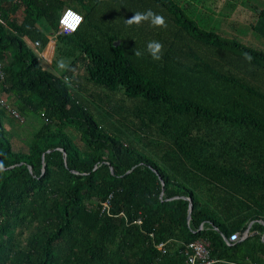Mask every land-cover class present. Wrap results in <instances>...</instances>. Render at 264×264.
<instances>
[{
    "label": "trees",
    "instance_id": "trees-1",
    "mask_svg": "<svg viewBox=\"0 0 264 264\" xmlns=\"http://www.w3.org/2000/svg\"><path fill=\"white\" fill-rule=\"evenodd\" d=\"M66 8L83 21L53 38ZM148 10L165 24L127 22ZM50 40L60 74L32 48ZM0 64V264H187L200 239L264 264L263 50L179 0H0ZM32 118L20 149L7 125Z\"/></svg>",
    "mask_w": 264,
    "mask_h": 264
},
{
    "label": "rangeland",
    "instance_id": "rangeland-1",
    "mask_svg": "<svg viewBox=\"0 0 264 264\" xmlns=\"http://www.w3.org/2000/svg\"><path fill=\"white\" fill-rule=\"evenodd\" d=\"M186 6L190 16L194 18L202 27L213 29L225 37L236 38L241 42L256 47L264 51V38L253 31L251 25L256 20V10L264 8V0H179ZM52 47L53 42L48 43ZM63 60L56 52L50 64L52 70L59 74L63 72ZM89 87H91L89 85ZM125 106H131L127 99L123 101ZM36 123L35 119L30 120V124L20 129L15 125L7 127L12 133L13 144L25 149V136L31 129L30 125ZM27 124V123H26Z\"/></svg>",
    "mask_w": 264,
    "mask_h": 264
},
{
    "label": "built area",
    "instance_id": "built-area-1",
    "mask_svg": "<svg viewBox=\"0 0 264 264\" xmlns=\"http://www.w3.org/2000/svg\"><path fill=\"white\" fill-rule=\"evenodd\" d=\"M68 9H71V8H66L62 12V14L60 16L58 30H57L56 33L52 34L54 37H57L59 35L70 34L72 32H75L76 29L79 27L78 26L75 29V31H72L71 29L66 28L63 24H61V17ZM75 12H77V11H75ZM78 14L83 18V16L80 13H78ZM82 21H83V19H82ZM81 22H80V24H81ZM32 48L37 51V54H38V57H39L40 60H42L46 64H50L51 56H50V54H45L44 53V47H42V45H41V43L39 41H35L32 44ZM0 69H1V64H0ZM0 75L1 76L3 75V72L1 70H0ZM65 81H68L67 77H65ZM7 108L11 111V113L13 114V116L16 119H18L20 121L24 120L23 117L16 110L11 109L9 106H7ZM101 206H102V209L104 211L109 212V210H110L109 198L107 200L103 201L101 203ZM136 222L140 223L141 220L139 219ZM247 235L248 234H247L246 231L244 233L234 232V233L230 234L229 238L227 239V242L228 243H233V242L240 241L243 238H245ZM163 246H164V244L161 243V244L158 245V248L161 249V248H163ZM185 255H186V263L187 264H211V263L214 262V260L210 256L209 243L206 240H203V239L196 240V241H193V242H190V243L186 244L185 245Z\"/></svg>",
    "mask_w": 264,
    "mask_h": 264
},
{
    "label": "clouds",
    "instance_id": "clouds-1",
    "mask_svg": "<svg viewBox=\"0 0 264 264\" xmlns=\"http://www.w3.org/2000/svg\"><path fill=\"white\" fill-rule=\"evenodd\" d=\"M151 18V23L153 25H164L165 19L162 15L154 13L152 10H148L146 12H135V14L128 19V23H139L142 20H147ZM82 17L72 9H68L61 17V24H63L66 28L75 31V29L79 26L82 21ZM147 51L151 54L153 59H160L162 55V44L159 41H149L147 44ZM141 53L137 52L136 55H140ZM3 162H0V169L3 168Z\"/></svg>",
    "mask_w": 264,
    "mask_h": 264
},
{
    "label": "crops",
    "instance_id": "crops-1",
    "mask_svg": "<svg viewBox=\"0 0 264 264\" xmlns=\"http://www.w3.org/2000/svg\"><path fill=\"white\" fill-rule=\"evenodd\" d=\"M52 37L54 38V36L52 35ZM53 42V45H52V47L50 48V47H48L49 45H48V43L49 42ZM45 46H44V53L45 54H50V56H51V58H50V62L52 61V59H53V54H54V48H55V44H54V40H50Z\"/></svg>",
    "mask_w": 264,
    "mask_h": 264
},
{
    "label": "water",
    "instance_id": "water-1",
    "mask_svg": "<svg viewBox=\"0 0 264 264\" xmlns=\"http://www.w3.org/2000/svg\"><path fill=\"white\" fill-rule=\"evenodd\" d=\"M120 44V41L119 40H117L116 42H115V45H119ZM192 208V205L190 204V209Z\"/></svg>",
    "mask_w": 264,
    "mask_h": 264
},
{
    "label": "bare ground",
    "instance_id": "bare-ground-1",
    "mask_svg": "<svg viewBox=\"0 0 264 264\" xmlns=\"http://www.w3.org/2000/svg\"><path fill=\"white\" fill-rule=\"evenodd\" d=\"M244 232H245V231H244ZM244 232H243V233H244ZM246 232H247V231H246ZM247 234H248V232H247ZM246 237H247V236H246ZM228 238H229V237H228Z\"/></svg>",
    "mask_w": 264,
    "mask_h": 264
}]
</instances>
